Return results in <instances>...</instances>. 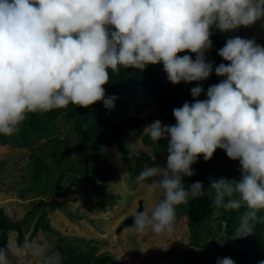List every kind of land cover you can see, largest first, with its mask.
<instances>
[{
    "label": "clouds",
    "instance_id": "obj_1",
    "mask_svg": "<svg viewBox=\"0 0 264 264\" xmlns=\"http://www.w3.org/2000/svg\"><path fill=\"white\" fill-rule=\"evenodd\" d=\"M264 20V0H0V135L17 134L29 114L87 108L103 102L109 70H145L162 62L175 84L203 81L213 70L223 79L191 88L193 102L173 108L175 124L159 119L146 126L152 141L167 140L166 165L148 166L137 182L151 180L164 198L149 213L132 214V229L142 234L171 233L176 208L205 195L204 184L185 187L184 177L202 155L222 149L239 161L238 178L211 179L210 205L240 212L232 239L246 238L264 222V45L235 36L218 55L228 63L213 67L206 53L213 29L233 31ZM195 54L178 55L182 52ZM87 127V125H85ZM153 161L156 157L150 154ZM29 260L58 264L37 241L0 247V264ZM217 264H235L230 257ZM264 264V260L259 261Z\"/></svg>",
    "mask_w": 264,
    "mask_h": 264
},
{
    "label": "rangeland",
    "instance_id": "obj_2",
    "mask_svg": "<svg viewBox=\"0 0 264 264\" xmlns=\"http://www.w3.org/2000/svg\"><path fill=\"white\" fill-rule=\"evenodd\" d=\"M235 36L254 38L258 44L264 45V20L230 31L229 38ZM214 66L217 65L214 63ZM156 98L149 86L138 83L136 92L129 97L124 108L114 109L112 115L116 121L126 116H137L142 118V123L133 128L122 142L115 139L104 141L99 159L109 164L108 168L102 166L101 170L106 172L104 178L99 166L98 172L93 171L96 165L91 162L90 182L76 176V173L74 176L63 175L57 180L59 167L48 159L54 169L35 181L32 169L40 155L38 148L45 144L49 148L47 142L43 140L30 148L0 144V206L5 214L12 220H21L42 199L47 205L40 211L44 209L47 222L53 228L46 229L38 222L40 214H36L23 224L22 239L18 241V230L11 229L8 242H40L58 264L61 262L60 248H65V244L84 250L97 248V253L112 254L118 264H185L187 250L191 247L190 218L187 215L181 218L176 215L171 233L157 235L148 229L137 234L132 225L122 227L124 221L133 219L134 212L144 210L150 213L164 198L163 190L153 187L151 180H136L145 165H166L167 140L146 139L147 125L157 119L162 123L165 121L157 108ZM67 133H71L70 123L63 122L55 137L63 138ZM150 154L156 157L155 161ZM81 162L77 156L72 157L76 168ZM216 215L214 212L210 219L214 224ZM222 234L220 231L217 238ZM14 264L31 262L25 259L14 261Z\"/></svg>",
    "mask_w": 264,
    "mask_h": 264
},
{
    "label": "trees",
    "instance_id": "obj_3",
    "mask_svg": "<svg viewBox=\"0 0 264 264\" xmlns=\"http://www.w3.org/2000/svg\"><path fill=\"white\" fill-rule=\"evenodd\" d=\"M230 31L221 32L213 29L211 39L213 47L206 53V60L218 66L220 63H228L218 55V50L222 48ZM189 54L195 58V54L190 52L178 53V55ZM109 83L104 87L106 95L116 96L114 107L105 108L103 102H97L87 108L69 104L66 109L52 110L48 113L29 114L28 119L23 123L20 131L10 137L0 135V144H12L19 147H34L37 143L47 142L49 148L39 146L40 155L34 162L33 179L39 180L44 174L49 175L54 169L53 165L59 169L56 171L59 180L63 175L76 173L78 177L89 180L91 162L96 167L93 171L108 168V162H100V157L104 149V141L115 139L123 141L128 137L133 128L142 123V118L137 116H126L121 121L113 118L114 109H123L129 97L136 92V85L144 83L149 86L151 92L156 95L157 108L164 116L165 124H175L173 108L181 107L184 102H193L190 90L198 84L202 85L204 92L198 99H206V91L210 85L220 82V77L213 70L210 77L203 81H193L191 83L181 82L173 84L167 79L163 63L150 64L143 71L139 69L121 68L119 74H114L109 70ZM63 122L70 123L71 133H67L63 138L55 137L60 131ZM87 125V127H85ZM149 135L146 136V139ZM77 156L82 159L78 168L72 163V157ZM162 156L161 153L158 155ZM52 159L53 165L48 162ZM65 163L66 166L61 164ZM64 167V168H63ZM195 175L183 178L185 187L189 184L201 181L204 184L205 195L192 199L188 204H181L176 208L177 217L187 215L190 218L189 227L191 229V247L187 250V260L185 264H217L218 258L230 257L235 264H259L264 260V222L257 223L254 232L246 238L232 239L231 236L235 227L238 225L240 212L234 210H224L213 208L210 200L213 192L208 189L211 179L221 177L233 179L240 176L239 162L231 160L226 152L217 149L213 157L205 161L201 155L193 165ZM101 177H105V170H101ZM47 202L38 200L32 209L21 219L12 220L0 206V247H5L8 242L9 231L18 230L17 239L20 241L23 236V224L36 214H40L38 222L42 223L46 229H52L47 216L41 208H45ZM214 212H217V222L214 224L210 219ZM264 215V212H261ZM133 224V219L124 221L123 226ZM223 234L217 238V234ZM65 248H60V264H118L110 253H97V248L89 247L87 250L80 249L78 246L65 244ZM211 246V247H210Z\"/></svg>",
    "mask_w": 264,
    "mask_h": 264
}]
</instances>
